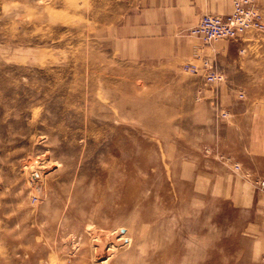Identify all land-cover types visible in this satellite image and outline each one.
I'll return each instance as SVG.
<instances>
[{
  "label": "rangeland",
  "instance_id": "obj_1",
  "mask_svg": "<svg viewBox=\"0 0 264 264\" xmlns=\"http://www.w3.org/2000/svg\"><path fill=\"white\" fill-rule=\"evenodd\" d=\"M134 1L0 0V264H264V178L236 159L264 31L218 64L124 61L108 24Z\"/></svg>",
  "mask_w": 264,
  "mask_h": 264
},
{
  "label": "crops",
  "instance_id": "obj_2",
  "mask_svg": "<svg viewBox=\"0 0 264 264\" xmlns=\"http://www.w3.org/2000/svg\"><path fill=\"white\" fill-rule=\"evenodd\" d=\"M232 7L233 0H135L121 10L114 24H108L112 52L124 61L158 62L171 68H182L189 64L197 67L203 58L221 63L231 58L236 42L230 39L203 47L202 40L190 35L189 30L203 16L228 15ZM234 65V62H228L216 71L222 77L219 84L238 83L233 82L231 72L223 71V68H234ZM246 131L250 134L249 144L245 148L246 157L236 156V159L238 162L241 159L252 173L264 178V119L260 124L255 117ZM247 203L262 215L263 245L264 193L254 191Z\"/></svg>",
  "mask_w": 264,
  "mask_h": 264
},
{
  "label": "built area",
  "instance_id": "obj_3",
  "mask_svg": "<svg viewBox=\"0 0 264 264\" xmlns=\"http://www.w3.org/2000/svg\"><path fill=\"white\" fill-rule=\"evenodd\" d=\"M250 29L264 31V22L257 0H234L230 14L205 15L190 33L199 37L205 44H210L221 39H235ZM189 69L193 73L197 72L194 66ZM207 80L208 82L221 81L222 77L212 72Z\"/></svg>",
  "mask_w": 264,
  "mask_h": 264
},
{
  "label": "bare ground",
  "instance_id": "obj_4",
  "mask_svg": "<svg viewBox=\"0 0 264 264\" xmlns=\"http://www.w3.org/2000/svg\"><path fill=\"white\" fill-rule=\"evenodd\" d=\"M234 2V1H233ZM194 68H196V67H194ZM197 69V68H196ZM197 72H198V70H197ZM197 72H195V73H197ZM192 208V207H191ZM195 233V232H194ZM101 238V237H100ZM110 247V249H112V250H114L115 248H116V246L112 243L111 244V246H109ZM117 250V249H116Z\"/></svg>",
  "mask_w": 264,
  "mask_h": 264
}]
</instances>
